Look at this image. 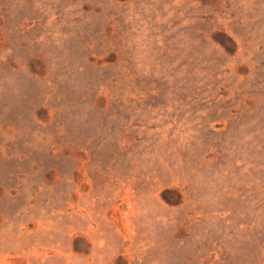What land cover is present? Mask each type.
<instances>
[{"label":"rangeland","instance_id":"obj_1","mask_svg":"<svg viewBox=\"0 0 264 264\" xmlns=\"http://www.w3.org/2000/svg\"><path fill=\"white\" fill-rule=\"evenodd\" d=\"M0 264H264V0H0Z\"/></svg>","mask_w":264,"mask_h":264}]
</instances>
